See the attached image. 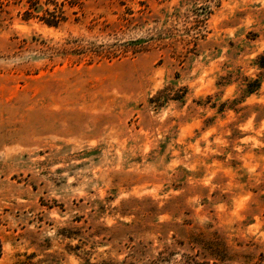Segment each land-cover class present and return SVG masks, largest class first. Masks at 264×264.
<instances>
[{
  "label": "rangeland",
  "instance_id": "obj_1",
  "mask_svg": "<svg viewBox=\"0 0 264 264\" xmlns=\"http://www.w3.org/2000/svg\"><path fill=\"white\" fill-rule=\"evenodd\" d=\"M0 264H264V0H0Z\"/></svg>",
  "mask_w": 264,
  "mask_h": 264
},
{
  "label": "trees",
  "instance_id": "obj_2",
  "mask_svg": "<svg viewBox=\"0 0 264 264\" xmlns=\"http://www.w3.org/2000/svg\"><path fill=\"white\" fill-rule=\"evenodd\" d=\"M83 3H80L79 5H82ZM38 9L35 8V10ZM28 14H31V12H28ZM65 19L64 16H56L53 15L52 17H44L43 21L46 25L50 26V27H58L61 23V21H63Z\"/></svg>",
  "mask_w": 264,
  "mask_h": 264
}]
</instances>
